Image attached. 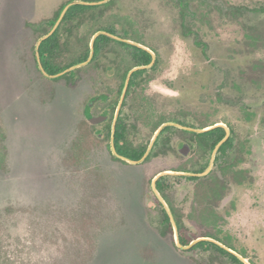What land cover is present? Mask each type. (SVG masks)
Wrapping results in <instances>:
<instances>
[{"label":"rangeland","instance_id":"1","mask_svg":"<svg viewBox=\"0 0 264 264\" xmlns=\"http://www.w3.org/2000/svg\"><path fill=\"white\" fill-rule=\"evenodd\" d=\"M81 1L0 0V264H264V0H113L66 27L61 66L91 55L102 28L156 56L121 108L132 148L149 149L167 124L222 125L233 144L214 166L178 127L131 164L115 157L108 123L91 126L86 111L120 103L131 47L108 43L70 78L42 72L39 41ZM198 163L211 173L186 180ZM169 212L190 244L205 239L240 262L212 246L178 247Z\"/></svg>","mask_w":264,"mask_h":264},{"label":"trees","instance_id":"2","mask_svg":"<svg viewBox=\"0 0 264 264\" xmlns=\"http://www.w3.org/2000/svg\"><path fill=\"white\" fill-rule=\"evenodd\" d=\"M65 7L66 6L62 7L56 14L55 19L50 21L51 29L54 28L55 24L59 21L61 14L64 11ZM90 9L92 8H82L81 6H78V5L71 7L67 11L62 22L60 23L58 28L55 30V32L41 43L40 48H39V55H40L41 63L44 69L49 74L51 75L59 74L69 69L72 66L85 63L89 59L90 49L88 48L85 51L84 55L76 58L70 65L69 64L67 66L60 65V62H61L60 59L62 57V53L64 51V45L66 42L65 34H67L66 31H70L69 28H66V27L68 25L74 24V21H77L78 18L85 16L86 12H88ZM48 33H46L45 35H47ZM109 41H111L109 37L99 36L94 43L95 54H98L102 50L103 46L106 45L107 42ZM135 51L145 54L146 58L142 60L143 63L147 64L151 61V55H149L145 50L141 48H135ZM74 75H75V71H72L66 75L58 77L57 79L70 78ZM170 129H172V127H167L165 130H170ZM126 132H127L126 125L125 123H123V119L119 118V122L117 126L115 125V133H114L115 146H116L117 151L121 155L128 157L130 159L136 160V161L142 159L148 149L146 147H143L140 149L132 148L126 139ZM226 135H227L226 130L223 127H218L211 131L202 133L200 137L203 139V142L206 145L210 146V148H215L221 141L225 139ZM227 146H228V143L225 142L221 146V150L222 151L225 150ZM157 189L159 191H162L161 181L157 183ZM164 222L165 224H167V226L170 227V230L173 233L171 219L169 218L168 214L166 215V219ZM177 226L179 229L181 243L185 246L189 245L193 239L186 236L184 226L180 223V221H177ZM209 246L216 248L221 253L229 255L232 260L236 262H240V260L235 255L229 253L224 248H221L220 246H218L217 244L213 242L202 241L198 243L195 247H203L207 249Z\"/></svg>","mask_w":264,"mask_h":264},{"label":"flooded vegetation","instance_id":"3","mask_svg":"<svg viewBox=\"0 0 264 264\" xmlns=\"http://www.w3.org/2000/svg\"><path fill=\"white\" fill-rule=\"evenodd\" d=\"M112 1L113 0H97V1H94V2H91V1H81V2H85V3H99V4H93V5H87V7L88 8H92V9H96V8H105V7H109V6H111V4H112ZM76 6V5H75ZM91 10V9H90ZM89 10V11H90ZM100 32H104V33H107V34H110V35H112V36H115V31L113 30V29H111V28H102V30H99ZM50 32V31H49ZM97 33V31L95 32V34ZM46 34V33H45ZM45 34L43 35V36H45ZM42 36V37H43ZM101 36H107V37H109L110 38V40L111 41H109V42H107V44L106 45H104L103 46V48H105L107 45H108V43H110V42H117V43H119V44H121V45H124V46H127V47H131L133 50L131 51V52H129V53H127L129 56H130V59H131V61H132V69L131 70H128V71H126L125 73H124V75L122 74V77H120L121 78V80H119V83H118V91H121V96H122V93H123V91H124V89L127 87V94H126V97H125V100H124V103L121 105V107H120V109H119V105H120V103H118V105L114 108V106H110L109 104H110V102H111V96H107V97H105L104 99H105V103H106V105H109V108L107 109V112H106V115L109 117L108 118V120L107 121H105V122H103V123H101V124H109V132H110V135L113 137V128H114V125H116L117 126V124H118V122H119V118H123L122 117V110H121V108L123 109V106L125 105V102H126V100H127V98L131 95V93H132V91L133 90H135L136 88H137V86H140L141 84H140V81H142V79L145 77V73L147 72V70H152V69H154L156 66H157V64H158V61H157V58H156V56L155 55H153V53H151L149 50H147V49H144V48H142V47H140V46H136V45H133V44H131V43H129L127 40H126V38H123V37H117V36H115V37H117V38H120L121 40H117V39H114V38H112V37H110L109 35H101ZM102 48V49H103ZM135 48H141V49H143V50H145L149 55H151V61L149 62V63H147V64H145V63H143L142 62V60L143 59H145L146 57H145V54H143V53H141V52H136L135 51ZM103 54H105V53H102L101 51L98 53V54H94V59L96 58V57H99V56H101V55H103ZM110 66V65H109ZM137 69V70H136ZM108 70H112V68L111 67H108ZM118 70V69H117ZM116 70V71H117ZM120 70H121V68H120ZM136 70V71H135ZM132 71H135V72H133L132 73V75L130 76V79H129V81H128V76H129V74L132 72ZM108 74V76H109V71L107 72ZM134 75H135V77H134ZM128 81V82H127ZM139 82V83H138ZM128 83V84H127ZM139 84V85H138ZM129 92H130V94H129ZM121 96H120V98H121ZM128 96V97H127ZM102 97H100L99 99H101ZM96 100V99H95ZM93 106H94V101H91L89 104H88V108L90 109V108H93ZM119 112H118V111ZM121 110V111H120ZM116 111H117V113H119V115H118V117H117V120H116V115H117V113H116ZM86 116H87V119H88V121H89V123H90V119H92V118H94V117H98V116H100V115H98V116H94V115H92L91 113H89V110L88 111H86ZM126 121H124V119H123V123H125ZM91 124V123H90ZM101 124H91V126L92 127H97V126H99V125H101ZM121 124H122V122H121ZM125 125H126V123H125ZM126 129H127V126H126ZM128 130V129H127ZM182 131H184V132H186V133H188V134H190L191 136H194V137H196V138H198L199 139V141H200V143L204 146V147H206V148H208V150L210 151V154L212 155V162L211 163H209L210 164V166H214V164H215V161H217V160H221L222 158H224L229 152H230V149H231V146H232V144H233V135H232V133L230 134V136H229V138L225 141V142H227L228 143V146H227V148L225 149V150H221V147L218 149V151H217V153L216 154H214V151H215V149H216V147L218 146H216L215 148H210V146H208V145H206L204 142H203V139L200 137V135L202 134V133H196V132H191V131H187V130H182ZM126 135H127V132H126ZM98 136L99 137H103V133L102 132H100L99 134H98ZM167 140V141H166ZM225 140V139H224ZM164 143H165V145L168 147V146H170V143H169V140L166 138V139H164ZM190 140H185L184 142L185 143H183V145H182V147H181V149H183V147L185 146V145H187L188 146V153L187 154H183L182 152V155H183V157H186V158H188L189 156H190V154H191V151L193 150L192 149V147H191V145H190V142H189ZM158 142V141H157ZM156 142V143H157ZM222 142V141H221ZM224 142V143H225ZM223 143V144H224ZM191 144H193V143H191ZM222 144V145H223ZM181 149H179V151H181ZM119 159V158H118ZM121 160V159H120ZM201 163H198L195 167H193V168H191V169H188V167H186V171L184 172V177H185V179L186 180H191V181H199L202 177H206L207 175H209L210 173H211V170H208V174H206V175H203L204 173H206L207 171V168H205V165L204 166H202V165H200ZM206 164V163H205ZM159 182V181H158ZM157 182V183H158ZM161 184H162V191H160V192H163L164 190H165V188H164V184L161 182ZM187 193V192H186ZM168 213H166L165 215H167ZM169 216V215H168ZM169 218H170V216H169ZM166 219V218H165ZM183 226H184V224H183ZM184 229H185V232H187V228L184 226ZM187 234V233H186ZM216 244V243H215ZM218 245V244H217ZM219 246V245H218ZM221 247V246H220ZM222 248V247H221ZM226 250V249H225ZM227 251V250H226ZM229 252V251H228ZM230 253V252H229ZM232 254V253H231ZM234 255V254H233ZM234 261V260H233ZM236 262V261H235Z\"/></svg>","mask_w":264,"mask_h":264},{"label":"water","instance_id":"4","mask_svg":"<svg viewBox=\"0 0 264 264\" xmlns=\"http://www.w3.org/2000/svg\"><path fill=\"white\" fill-rule=\"evenodd\" d=\"M80 3H82V4L84 3V4H87V5L99 4V3H85V2H79V3H72V4H70V5H67V6L65 7L64 11L62 12L59 21L55 24L53 30H52L48 35H46L45 37H43V38L39 41V43H38V45H37V60H38V62H39L40 68H41L42 72H43L46 76H48L49 78H51V79H56V78H58V77H61V76H63V75H66V74H68V73L74 71V70H75L76 68H78L79 66H83V65H86V64L90 63V62L92 61L93 57H94V54H95L94 43H95L96 39H97L99 36H101V35H109L110 37H112V38H114V39L121 40L120 38H117V37L112 36V35H110V34H107V33H104V32H98V33L94 36V38H93L92 46H91V55H90L89 59L87 60V62L82 63V64H78V65H75V66H72V67H70L69 69H67V70H65V71H63V72H61V73H59V74H56V75H51V74H49V73L44 69V67H43V65H42V63H41V59H40V55H39V48H40V45H41V43H42L45 39H47L49 36H51V35L55 32V30L58 28L59 24L62 22L64 16H65L66 13H67V11H68L71 7H73V6L77 5V4H80ZM136 70H137V69H136ZM136 70H135V71H136ZM135 71H132V72L129 74V76H128V81H129L130 76L132 75V73L135 72ZM128 81H127V82H128ZM127 84H128V83H127ZM126 94H127V87L124 89V91H123V93H122V97H121V100H120L119 109H120L121 105L123 104V102H124V100H125ZM118 112H119V111H118ZM118 115H119V113H117V115H116V120H117ZM108 118H109V117H108L107 115H100V116H98V117H94V118L90 119V123H91V124H95V125H96V124H101V123L107 121ZM167 127H178V128H181V129H184V130H187V131H191V132H196V133H205V132L211 131V130H213V129H215V128L223 127V128L226 130L227 135H226V137H225V140H223L222 142H220V143L218 144V146L216 147V149H215V151H214V154L217 153L218 149L222 146V144H223V143L229 138V136H230V129H228L227 127H224V126H222V125H216V126H213V127H210V128H206V129H193V128H190V127H184V126H181V125H178V124H167V125H165L164 127H162V128L157 132V134H156V136H155V138H154V140H153L151 146L149 147V149L147 150V152H146V154L143 156V158L140 159V160H137V161H136V160H133V159H130V158H128V157H125V156L121 155V154L117 151L116 146H115V139H114V133H115V125H114V128H113V137H112V142H113V144H112V149H113V153H114L115 157H116L117 159L119 158V159H121V160H123V161H126V162H129V163H131V164H140V163H142V162L145 161V160L148 158V156L150 155V152H151L153 146L155 145L158 136H159V135L161 134V132H162L165 128H167ZM188 150H189V149H188V146L185 145V146L183 147V149H181V152H182L183 154H187V153H188ZM207 173H208V171H207L206 173H204L203 175H206ZM183 174H184V173H183ZM158 179H159V178H158ZM158 179H157V181H158ZM157 181H155L154 184H153V188L155 189V191H157L156 186H155L156 183H157ZM168 215L170 216L171 222H172L173 227H174V230H175L176 242H177L178 247H180V248H182V249H184V250H188V249L192 248L194 245H196L197 243H200V242H202V241L205 240V239L197 240V241H195L194 243H192V244H190V245H188V246H184V245H182V244H181V241H180V238H179L178 227H177V224L175 223V220H174V218H173V215L170 214V212H169Z\"/></svg>","mask_w":264,"mask_h":264}]
</instances>
